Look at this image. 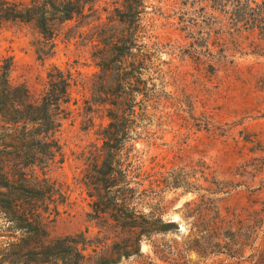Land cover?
<instances>
[{
    "label": "rangeland",
    "instance_id": "374dc122",
    "mask_svg": "<svg viewBox=\"0 0 264 264\" xmlns=\"http://www.w3.org/2000/svg\"><path fill=\"white\" fill-rule=\"evenodd\" d=\"M203 5L93 0L81 16L58 26L51 50L34 22L0 23V74L10 63L13 85L25 86L37 100L54 66L76 81L57 133L62 156L46 169L55 194L45 216L53 237L85 234V264H104L101 255L115 259L114 242L133 236L95 216L86 184L105 153L101 131L122 111L131 127L120 161L132 171L126 195L136 214L154 209L177 228L142 240L141 254L114 264H254L264 257V39L244 31L234 35L237 48L226 35V51L219 38L227 14L217 2ZM204 38L209 45L197 59L189 42ZM120 77L127 78V88L119 86ZM121 90L123 105L117 100ZM215 223L220 245L206 238L200 253L182 251L185 241L210 234ZM255 224L262 227L253 257ZM6 227L0 219V247L10 233ZM226 242L233 251L243 243L244 251L226 255Z\"/></svg>",
    "mask_w": 264,
    "mask_h": 264
},
{
    "label": "trees",
    "instance_id": "16d2710c",
    "mask_svg": "<svg viewBox=\"0 0 264 264\" xmlns=\"http://www.w3.org/2000/svg\"><path fill=\"white\" fill-rule=\"evenodd\" d=\"M199 1L204 4L202 10L213 2L223 6L228 22L222 24L219 42L226 51L230 49L231 43L226 35L232 36V44L234 42L236 47L238 42L234 35L244 31L257 33L264 39V0ZM92 2L93 0H0V23L10 20L34 22L46 43L50 44L51 50L55 45L53 41L57 36L58 26L81 16ZM229 3H232L231 9H227ZM189 44L193 48L192 53L200 59L201 48L209 45V39L204 38L200 43L190 41ZM44 54L43 49L40 59H43ZM127 56H121L120 64L125 63ZM9 69L10 63L0 74V164L12 161L8 167L0 165V219L7 225L6 231L10 232L5 235L0 247V264H85V251L90 242L85 234L53 237L45 216L52 211L55 194L54 183L47 176L46 169L57 161L58 156H62L57 133L68 115V105L72 100L71 89L76 81L70 72L54 66L47 74L41 97L35 100L25 86H15L10 82ZM118 82L120 87L125 88L129 84L124 77H120ZM125 94L122 90L119 93L117 100L120 104L126 100ZM125 118L126 113L123 111L120 115H113L114 122L102 129L105 153L100 162L96 161L92 165L86 179L90 196L93 197L91 207L95 216L112 219L124 231L133 234L124 239L125 243L122 245L120 241L114 242L111 252L117 254L115 259L112 255L100 256L99 260L104 264H114L122 258L141 254L142 240L150 241L158 234H166L177 228L175 222H166L161 215L157 216L154 209L148 213L139 210V215L136 214V204L126 195L132 190L129 187L132 171L127 165L123 167L120 163L126 146L124 136L131 132V127L124 125ZM37 167L43 170L42 176L36 173ZM143 175L139 165V179H143ZM261 227L262 224H255L252 228L253 257L256 256L255 243ZM218 228L219 224L215 223L210 234H197L195 239L185 241L186 247L182 251L188 253L194 250L200 253L197 247L206 238L210 242L221 241L215 233ZM236 243L240 246L234 251L233 245L224 243L225 251L222 253L229 256L232 253L234 255L231 256L236 253L241 255L245 244ZM254 264H264V257Z\"/></svg>",
    "mask_w": 264,
    "mask_h": 264
},
{
    "label": "water",
    "instance_id": "95a60500",
    "mask_svg": "<svg viewBox=\"0 0 264 264\" xmlns=\"http://www.w3.org/2000/svg\"><path fill=\"white\" fill-rule=\"evenodd\" d=\"M181 229V228H180Z\"/></svg>",
    "mask_w": 264,
    "mask_h": 264
}]
</instances>
